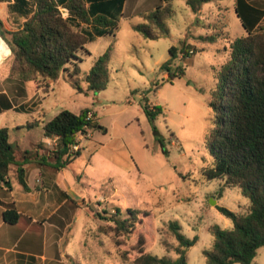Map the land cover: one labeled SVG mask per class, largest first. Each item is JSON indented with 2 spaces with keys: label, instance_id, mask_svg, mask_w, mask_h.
<instances>
[{
  "label": "rangeland",
  "instance_id": "obj_1",
  "mask_svg": "<svg viewBox=\"0 0 264 264\" xmlns=\"http://www.w3.org/2000/svg\"><path fill=\"white\" fill-rule=\"evenodd\" d=\"M161 3L127 0L116 36H103L87 45L90 54L81 55L79 73L73 78L85 89V78L96 60L112 48L109 85L100 93H79L66 75L49 87L38 81L9 80L12 52L0 57V93H8L16 106L27 109L0 114V128L11 129L13 144L31 149L42 139L43 124L63 109L78 114L90 108L100 126L107 129H89L79 137L81 153L59 179L76 193L70 196L73 217L62 243L71 259L65 258L63 264H131L130 259H123V253L139 236L146 239L154 255L176 258L179 243L171 222H178L188 238H198L187 252L188 264H207L204 251L214 242L210 227L233 228L232 220L222 215L218 206L248 210L250 201L240 189H226L221 198L222 182L203 176V169L214 164L207 138L216 127L211 102L217 77L230 57L231 41L248 35L237 3L234 7L233 0L222 2L230 6L223 15L216 2L195 14L187 0H174L176 14L169 21L170 36L146 39L134 26L143 23L140 13ZM63 13L67 16L65 10ZM12 18L8 3L0 2V19L8 30L14 28ZM0 44L9 50L3 41ZM172 47L177 48L176 59ZM169 60L173 72L184 68L182 76L169 80V73L161 69ZM146 103L163 108L155 125L144 112ZM38 121L40 127H27ZM55 144L50 141L48 152ZM117 208L123 218L134 209L153 211L154 219L139 224L136 235L116 238L110 219ZM255 262L264 264V247Z\"/></svg>",
  "mask_w": 264,
  "mask_h": 264
},
{
  "label": "trees",
  "instance_id": "obj_2",
  "mask_svg": "<svg viewBox=\"0 0 264 264\" xmlns=\"http://www.w3.org/2000/svg\"><path fill=\"white\" fill-rule=\"evenodd\" d=\"M126 1L0 0L8 3L13 17L14 28L10 30L0 19V34L12 52L8 79L22 83L38 81L49 87L66 75L81 94L106 90L111 76L112 48L98 57L87 74L86 89L73 78L79 73L81 55L90 54L86 47L91 41L116 36ZM162 1L156 8L140 13L143 23L134 26L146 39L157 41L171 34L169 21L176 14L174 0ZM217 1L223 0H187V5L199 14L206 4ZM238 10L248 35L231 41L230 57L217 77L216 96L211 102L216 112V127L207 138L214 164L203 169V176L208 181L222 182L221 198L226 189H240L250 203L245 212L218 206V211L232 220L233 228L210 227L214 242L204 251L207 264H257L255 259L264 247V31L258 29L264 13L244 0H238ZM176 51V47L171 48L173 59L177 58ZM184 53L185 57L189 56ZM172 64L169 60L161 67L169 73V80L184 74L183 67L173 72ZM13 109L27 112L24 105L16 106L8 93L1 92L0 114ZM143 109L152 125L163 113L161 106L151 107L147 103ZM39 123L29 122L27 127L36 128ZM93 128L107 131L90 108L78 114L61 110L43 126L45 137L57 139L54 150L49 152L43 143L23 150L11 142L10 128H0V186L4 184L12 189L9 177L14 166L26 191L30 190L25 179L27 165L49 166L58 171L66 169L81 153L79 137ZM116 213L110 219L116 238L136 235V227L148 219L153 220L155 214L129 209L123 218L120 208ZM4 219L14 225L20 215L16 210H7ZM170 227L179 243L176 258L154 255L146 239L139 236L131 249L123 253V259H130L131 264H188L187 252L198 238L184 235L178 222H171Z\"/></svg>",
  "mask_w": 264,
  "mask_h": 264
},
{
  "label": "crops",
  "instance_id": "obj_3",
  "mask_svg": "<svg viewBox=\"0 0 264 264\" xmlns=\"http://www.w3.org/2000/svg\"><path fill=\"white\" fill-rule=\"evenodd\" d=\"M224 1L216 2L220 15L230 9V6L222 3ZM244 1L264 13V0ZM233 3L234 7L236 3L238 6V0H233ZM258 27L264 29V14ZM51 140L56 142L57 139L45 137L43 130L41 141L31 149L43 143L49 150ZM25 171L29 191L21 185L16 166L9 177L12 189L4 184L0 186V264H63L65 258L71 259L62 243L73 217L69 198L72 194L76 196V193L59 182L60 177L65 176L66 169L58 171L49 166L29 164ZM7 210L19 213L17 224L5 221L4 212Z\"/></svg>",
  "mask_w": 264,
  "mask_h": 264
},
{
  "label": "bare ground",
  "instance_id": "obj_4",
  "mask_svg": "<svg viewBox=\"0 0 264 264\" xmlns=\"http://www.w3.org/2000/svg\"><path fill=\"white\" fill-rule=\"evenodd\" d=\"M0 42H2V41L0 40ZM9 53H10L9 50H6L2 46H0V57L5 58Z\"/></svg>",
  "mask_w": 264,
  "mask_h": 264
},
{
  "label": "built area",
  "instance_id": "obj_5",
  "mask_svg": "<svg viewBox=\"0 0 264 264\" xmlns=\"http://www.w3.org/2000/svg\"><path fill=\"white\" fill-rule=\"evenodd\" d=\"M0 40L3 41L6 44V46L9 48V50H10V53L6 56V57H8L11 54V49L8 46V44L6 43V41L3 39V37L1 36V34H0ZM192 53H193V51L190 52V54H192Z\"/></svg>",
  "mask_w": 264,
  "mask_h": 264
}]
</instances>
